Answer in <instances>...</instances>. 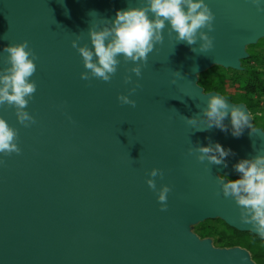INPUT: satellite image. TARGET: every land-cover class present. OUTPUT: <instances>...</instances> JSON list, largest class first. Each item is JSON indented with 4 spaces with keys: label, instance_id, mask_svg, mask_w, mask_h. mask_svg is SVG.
I'll use <instances>...</instances> for the list:
<instances>
[{
    "label": "water",
    "instance_id": "1",
    "mask_svg": "<svg viewBox=\"0 0 264 264\" xmlns=\"http://www.w3.org/2000/svg\"><path fill=\"white\" fill-rule=\"evenodd\" d=\"M205 3L215 17L213 31L202 29L211 50L176 42L166 27L139 78L130 71L137 65L119 56L104 82L81 79L86 69L73 41L91 48L90 28L145 0H0V71L10 67L5 47L27 41L37 58L25 109L36 122L24 127L15 108L0 106L20 149L0 154V264H253L246 252L214 249L186 230L220 219L260 237L217 178L239 177L233 165L264 155V133L245 128L234 138L185 118L202 121L207 96L218 95L205 94L196 77L212 65L239 69L245 48L264 38V12L249 0ZM120 95L136 106L121 104ZM224 123L230 128V117ZM217 142L235 153L227 168L197 159L199 146ZM154 168L162 178L148 175ZM150 178L157 191L171 189L166 211Z\"/></svg>",
    "mask_w": 264,
    "mask_h": 264
},
{
    "label": "clouds",
    "instance_id": "2",
    "mask_svg": "<svg viewBox=\"0 0 264 264\" xmlns=\"http://www.w3.org/2000/svg\"><path fill=\"white\" fill-rule=\"evenodd\" d=\"M258 12H264V0H249ZM145 5L139 8L117 10L115 18L111 21L104 20L105 26L100 30L89 29L92 47L77 48L83 60L85 72L81 79L97 78L109 82L117 71L122 56L125 62L131 61L136 67L131 72L136 77L141 76L140 64L146 62L148 55L155 46L163 42V31L168 28L169 36L175 33L176 42H184L189 46L200 41L199 51L205 53L213 48V38L207 32L213 31L214 14L205 3V0H145ZM151 14V16L149 15ZM7 53L6 63L10 67L0 71V106L8 105L15 108L18 122L24 127L34 124L35 119L25 111L29 100L36 92V84L30 78L36 72L37 59L28 48V43L8 46L3 49ZM196 52L195 47L192 48ZM139 62V63H138ZM131 77L125 78V83H131ZM137 87L139 85L137 84ZM136 88L130 90L129 95ZM207 107L203 109V120L195 117L185 118L186 122L197 127L199 123L206 125L207 130L213 127L221 132L229 133L234 138H240L245 128L251 130L250 114L243 107H235L220 95H210ZM123 105L135 107V101L127 95L117 97ZM230 117V125L224 123ZM251 133H255L251 130ZM250 133V134H251ZM17 131L0 118V154H19L17 146ZM197 159L207 161L213 165H223L227 168L226 158L235 155L230 148H225L220 143L199 146ZM191 153V150H190ZM4 161L0 160V165ZM233 169L239 174L237 179L228 176H218L222 194L225 198L234 199L240 207V219L244 224H251L255 232L264 238V155H256L251 159H241ZM148 175L152 178L158 175L163 177L159 169H152ZM148 187L157 194L160 210H167V197L171 189L162 186L158 191L154 179L146 181Z\"/></svg>",
    "mask_w": 264,
    "mask_h": 264
},
{
    "label": "rangeland",
    "instance_id": "3",
    "mask_svg": "<svg viewBox=\"0 0 264 264\" xmlns=\"http://www.w3.org/2000/svg\"><path fill=\"white\" fill-rule=\"evenodd\" d=\"M245 54L239 69L212 65L196 77L197 85L205 94L216 93L235 105H242L250 114L251 129L264 133V38L247 46ZM186 230L200 242L208 241L214 249L242 250L253 264H264L262 237L238 232L220 219L188 225Z\"/></svg>",
    "mask_w": 264,
    "mask_h": 264
}]
</instances>
